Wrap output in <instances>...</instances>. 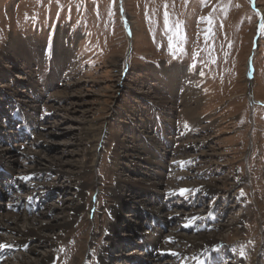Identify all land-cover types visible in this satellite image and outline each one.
<instances>
[{"label": "rangeland", "instance_id": "obj_1", "mask_svg": "<svg viewBox=\"0 0 264 264\" xmlns=\"http://www.w3.org/2000/svg\"><path fill=\"white\" fill-rule=\"evenodd\" d=\"M77 104L90 111L80 131ZM137 151L166 168L151 164L149 175ZM1 155L21 177L36 158L75 166L19 183L0 167V213L71 222L52 247L35 243L49 264H154L132 256L142 243L127 236L151 225L216 240L206 253L177 246L160 264H202L207 252L210 264H264V0H0ZM147 175L164 181L157 193L143 190ZM142 199L163 204L158 217ZM1 253L7 264L27 256Z\"/></svg>", "mask_w": 264, "mask_h": 264}, {"label": "bare ground", "instance_id": "obj_2", "mask_svg": "<svg viewBox=\"0 0 264 264\" xmlns=\"http://www.w3.org/2000/svg\"><path fill=\"white\" fill-rule=\"evenodd\" d=\"M77 105H82V106H76L75 107V108H78V110H77L78 112L77 111L76 112L80 114L81 122L78 125H76L77 127H74V129L79 130V129L83 128L82 126H83V122L85 120L84 121H82V120L86 118L87 114L90 111H89L88 107L83 106V104H77ZM72 117H73V115H71L68 118L71 119ZM76 121H78V120H76ZM26 128L28 129L29 126L28 125L25 126V129ZM51 134H52V130L47 129V130H45V133L42 135L49 136ZM110 134H111V132H110ZM82 137H84V136H82ZM75 145L72 142L66 143V146H68L69 149L74 147ZM14 152L15 151H13V153ZM62 152L65 153V149L62 150ZM142 152L144 153V155H147V154L151 155L150 152H146V151H142ZM144 155H143V157H144ZM133 156L136 159H140V162H143L144 165H146L148 167L145 169L148 170V172H146V173H149V175H150L149 169L152 168V167L149 168V165H151V164L158 166L156 168H161V169L166 168L165 162L159 158L160 156L159 157L154 156V160H153V155H151L150 157L142 158L140 156V152H138V151L135 152V154ZM67 157H71V154L69 153L67 155ZM0 162H2L4 164V167L0 166L1 170L7 171V173H9L8 174L9 177H7V179L0 173V179H6L7 183H8V181L11 183L12 182H18L19 183V181L21 180L22 177L18 176V174H17V176H16V174H13L14 173L13 170L11 169L10 165H8V163L12 165V163H15L16 161H12L11 159L6 158L5 156L1 155L0 156ZM32 164H33V167L30 168L31 170H29V172H27L25 175L21 174L23 176V178L26 180L32 179L35 176L37 177V176H40L42 174L49 173L50 171H52V172H58V171L63 172V171H65L68 173L75 172V166H73L74 168H72V166L69 164V162H67L66 158H65V161H58L57 159H52V161H49L48 163L47 162L45 163V162L36 158L32 161ZM69 170H70V172H69ZM64 175H65V173H64ZM149 175H147L149 178L147 180V187L144 188L143 190L146 189L147 191H150L151 193L152 192L157 193L155 191H158L160 189V187L163 186L162 182H164V181H161L160 179L153 178L154 177L153 175L150 178ZM157 176H158V174H157ZM36 185H37V183H36ZM195 185L196 184H194V186ZM38 186L40 188L48 187L43 182L38 183ZM6 188H8V187H6ZM180 188L187 189V187L186 188L180 187ZM180 188H178V189H180ZM75 189L78 192L77 195L81 196L82 195L81 187L77 186ZM194 190L196 192L199 191L200 193L209 194L212 192L213 188L211 186L208 187V186L197 185L194 187ZM178 191H180V190H178ZM144 196H145V194H144ZM19 202L20 201L18 199H16L12 205H17L19 208V207H21ZM124 202H122V200L121 199L119 200L118 198L115 200V202H114L115 206H113V208L111 209V213L113 214L112 217H115L116 219L118 218V215L120 214L121 209L125 206ZM141 203L145 206H148V211L150 212L149 214L151 216H153V218L158 217L157 214L159 212H161L160 209H162L164 207L163 204H161V203L157 204L158 202L150 200V199L149 200L148 199H146V200L142 199ZM152 204H157L160 206L159 207L158 206L152 207L151 206ZM13 207L15 208V206H13ZM62 208H63V211H65V212L69 211L70 212V214H69V215H71L70 217H72L73 215L76 216L75 213L78 210V206H76V209H75L73 207H70L69 204L66 205V201H65ZM165 209H166V207H165ZM52 211L55 212L56 209L53 210L52 207H49L47 210L48 213H53ZM55 215H58V214L56 213ZM164 215H166L167 218H169L171 216L174 217L173 214L168 215L167 213H165ZM176 215H178V214H176ZM166 217H164L163 219H166ZM197 217H199V214H198V212L194 211L190 215H188L186 218L188 219V221L191 222V220H194ZM171 218H169V221L171 220ZM58 221H59V217L56 219H53V221L51 223L44 224L45 222L38 221L36 218H34V216L22 218V217L18 216L17 212H11V213L9 211L7 213L1 212L0 213V245L4 246V247H0L1 252H4V251L8 252L11 250H20V251L26 252L27 256H25V254L24 255L22 254L20 260L18 261V264H49V262L51 261V259L54 256L50 252L40 254L37 251L38 247L35 245V243L39 244L41 242H44V243L46 242L49 245V247H52L53 245H55L54 242H57L58 239L55 235L52 237L51 234L56 230L64 232L63 230H66L71 226V222H68L67 220L65 221V219H62V224H58L57 223ZM190 225H191V223H189L187 226L189 227ZM149 228H150V231H148L147 234L145 235L144 233H146V232H138L135 230L134 227L129 228V226H128V229H129L128 232L129 233L127 234V236L129 235L132 238L136 237V239L140 240L139 242L142 243L141 244L142 248H140V250H141L140 254L136 255V254L131 253L132 256H137L138 260L139 259L142 260L143 257L152 258V261L154 262V264H160L159 258L163 256V255H161V252H165V253H168L170 251L171 252H177V253L182 252L178 248H175L177 246H179V247L180 246L181 247H183V246L187 247L188 246L190 248V250H194V251L199 250L200 251L203 249H207L208 247L211 246V244H214L216 241L215 237L212 234L211 235L208 234L209 236L199 235V233L197 235H195L196 233L195 234L192 233V235H189V234L184 233L185 230L176 229V227H174V226H172L171 228H169L167 231H165L163 233L157 232L155 229H153L152 225ZM167 228H168V226H167ZM108 230H109L108 234L105 237L106 243L103 244V247L100 251L101 256H104L106 258H107V255H108V257L111 256L108 254L109 252L106 249V247H107L106 245L107 244H108V246L111 245V243H113L115 241V238H116V237H114V235L117 233V231L116 232L114 231L115 230V223L114 222H111L109 224ZM169 238H171L172 242L166 243L165 241H168ZM29 244H30V246H29ZM113 247L115 248L117 246L113 245L111 248H113ZM117 250L113 249L114 253ZM1 252H0V264H7L5 261H2V259H1L2 253ZM135 252H136V250H135ZM203 252L206 253V250H203ZM164 255H170V254H164ZM211 255L212 254L209 252H207V254H204V257L201 258V260L204 259L203 260L204 263H202V264H210L209 259H210ZM56 257H58V254L56 255ZM111 257L113 258L112 262L114 264H117L118 261L120 260V258L118 256H115V257L111 256ZM66 259H68V258H66ZM99 262H100V264H105L102 261V258H100Z\"/></svg>", "mask_w": 264, "mask_h": 264}, {"label": "snow or ice", "instance_id": "obj_3", "mask_svg": "<svg viewBox=\"0 0 264 264\" xmlns=\"http://www.w3.org/2000/svg\"><path fill=\"white\" fill-rule=\"evenodd\" d=\"M193 67H195L194 65H193ZM22 180L24 179L23 177L21 178ZM192 190L191 189H181L180 190V192L178 193V195H180V196H182V197H184V196H186V194L187 193H189V192H191ZM193 195H195V193H192ZM241 195H243V193H241ZM166 243H170V242H172L171 241V238H169V240L168 241H165ZM0 247H4L3 245H0ZM164 254H170V255H172V256H176L177 255V253L176 252H168V253H165V252H161V255H164Z\"/></svg>", "mask_w": 264, "mask_h": 264}]
</instances>
